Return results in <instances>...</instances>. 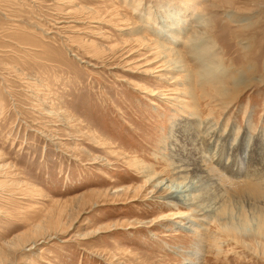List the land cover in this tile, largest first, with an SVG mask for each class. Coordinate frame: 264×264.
<instances>
[{"label": "rangeland", "instance_id": "rangeland-1", "mask_svg": "<svg viewBox=\"0 0 264 264\" xmlns=\"http://www.w3.org/2000/svg\"><path fill=\"white\" fill-rule=\"evenodd\" d=\"M168 25L211 38L185 103L158 96ZM0 264H264V0H0Z\"/></svg>", "mask_w": 264, "mask_h": 264}, {"label": "bare ground", "instance_id": "bare-ground-1", "mask_svg": "<svg viewBox=\"0 0 264 264\" xmlns=\"http://www.w3.org/2000/svg\"><path fill=\"white\" fill-rule=\"evenodd\" d=\"M144 29H146V28H144ZM167 29L169 30V32L167 31L168 32L167 36L169 37V41L166 38L163 39V40H151V41H150V39L147 40L145 38L147 41L150 42V44H151L150 49L152 51H154L153 55L156 57L157 62L159 63V65L157 67V70H155V72H162V73H160L158 75V77L160 79L164 80V81H167V82L169 81L168 83L173 85L172 88H169V93L168 92L167 93H165V92L162 93L161 92L160 95H158V96H160L165 101H173V100H175L174 98L176 96H177V99H179L180 96H183V97L184 96H186V97L190 96L191 98H194L193 97L194 94L192 92V90H193L192 88H194L196 86L193 83L194 77H192V75H191V70H189V68H188L189 66L187 65V63L185 62V59H184V57L186 56L185 49L188 50L189 53H191L190 56L192 57L194 62L199 63V66H201L203 68L205 67L206 69H208L207 67H211L210 63L213 64L214 62L211 60L212 58L208 59L207 56H208L209 50H208V48H204L205 47L204 45L206 43H208V41L211 40V38L209 36H207V34L204 31H202V32L200 31L197 34H193V35L189 36L186 39L187 41L183 42L184 41L183 40V36L184 35L180 34V31L183 29V27L178 26V25H168ZM140 33H142V32H140ZM158 35L160 36V35H162V33L159 31L157 36ZM167 36H165V37H167ZM145 39H141L140 40V41L143 40L142 41V45L145 43L144 46L145 45L149 46L146 43V41H144ZM165 40H167V43H162L163 41L165 42ZM180 44H182V46L184 47L183 48L184 51L181 50L182 48L180 49L178 47V45L180 47H182ZM208 45H209V43H208ZM214 66H216V67H214L215 70L216 69H220L221 70L220 64H217V65H214ZM204 72H205V70H204ZM252 81H257V80H254L253 78L251 80L246 79V78L245 79L238 78V79L234 80L235 83H237V84L239 83L240 85H242L243 88L247 87ZM199 84H201V83H198L197 85H199ZM211 85L213 86L211 88H215V93H214L215 95L214 96L218 95L220 93L218 88H222L221 84L218 85V83H211ZM235 87H238V86H235ZM186 88H189L190 90L188 91V90H186ZM222 93L224 94V92H221L220 96H218V97L223 96ZM154 94L155 93H152L151 95H154ZM180 101L184 102V103L186 102L184 100H180ZM194 117L195 116H192L193 119H194ZM200 120L192 121V123H189V124H180V125H178V127L176 129L180 130L187 140H189L190 142H193L194 141V136L193 135H196L195 126H196L197 122L200 121ZM203 122H204V120H203ZM201 124H202V122H201ZM206 124H207V122H206ZM198 144L200 145V142H198ZM201 144H202V142H201ZM190 158H192V157H190ZM133 164L136 165L135 167L138 166V168H139L138 170H140L142 173H144L145 180L147 182H150L152 184V186H156V187L164 188V189L169 187L168 186L169 185L168 184V179L167 180L166 179L159 180L161 178L160 175L158 173L152 171L151 167H148L147 164H142L140 162V160L133 161ZM206 164L207 163H203L201 161V156H200L198 161L197 160H188V159H187V161H185L182 158H178L177 164L173 165L174 176L177 177L178 179H184L186 174L188 172H191L192 170L195 172L196 175H198L197 172H206V169H207V165ZM190 167H192V168H190ZM211 170H212V172L215 173V171L213 170V167L211 168ZM193 173H191V174H193ZM177 184L181 185V192L183 194L182 195L177 194L178 196H181V198H178L177 195H174L172 193H171V195L168 194L167 196H163V198H162V200H165L166 202H170V204H168L169 207H171V208L178 207V211H175L173 213H166L165 214V217L169 218V219H172L171 217H173V216L174 217H183L184 214H182V211L179 210L180 209L179 208L180 205H190L191 204L190 201H191V197L192 196H190V193H189L190 189L188 188V186L183 184V183H177ZM197 189H198V187H197ZM194 198L196 199V196ZM192 202L194 203V201H192ZM195 202H196V200H195ZM195 205H196V203H195ZM171 210H173V209H170V211ZM219 211L220 210H218L217 212H219ZM218 214L220 215L221 213L219 212ZM192 221H190L189 223H192ZM200 223H201V221H200ZM198 224H199V222H198ZM193 226L194 225L189 224L188 226H183V227L186 230L188 229V230L192 231ZM198 228H202V226L200 225V227L198 226ZM228 228H227V230H228ZM225 231H226V229H225ZM214 240H217V239H214Z\"/></svg>", "mask_w": 264, "mask_h": 264}]
</instances>
